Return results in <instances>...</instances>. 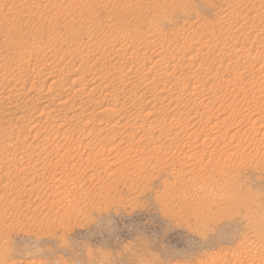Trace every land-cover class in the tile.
<instances>
[{"label": "rangeland", "instance_id": "1", "mask_svg": "<svg viewBox=\"0 0 264 264\" xmlns=\"http://www.w3.org/2000/svg\"><path fill=\"white\" fill-rule=\"evenodd\" d=\"M228 17L234 24L230 29L222 23ZM244 22L255 30L241 48L226 34ZM245 37L240 36V40ZM110 38L118 45L127 44L124 54L128 57L142 53L147 57L158 47L159 52H155L166 51L163 62L167 60L170 67L160 78V86L151 89L160 98L167 95L157 102L149 96L134 97L138 88L135 93V88L122 85L129 79L147 83L152 75L135 62L138 68L133 74L124 66V80H113L109 89H101L117 95L125 110L145 106L141 117L129 118L128 123L124 117L123 124L119 123L121 128L113 127L115 131L112 124L121 115L107 121L99 112L101 106L110 107L100 100L104 92L98 89L91 93L93 102L96 99L93 105L88 92L94 83L74 93L76 85L70 80L78 77L84 83L92 76L108 82L110 73L129 65L121 56L108 53L103 58L100 52H88L89 46ZM147 39L148 47H144ZM133 45L138 47L135 52ZM184 46L189 48L181 53L180 47ZM172 48H177L176 52ZM263 54L264 0H0V97L10 89L32 96L28 101L16 96L12 103L0 99V156L6 157V161H0V264H264V98L259 106L249 102L242 109L237 105L236 111L229 114L220 102L200 96L198 89L197 94L192 92L196 87L193 85H203L209 92L227 96L238 93L239 97L244 87H260L264 83ZM189 55L195 61L188 59ZM222 62L224 65H220ZM198 68L204 72H200L201 77L193 74L184 79ZM48 71L58 74L55 82L46 78ZM241 71L244 74L238 75ZM236 74L241 77L232 81L230 77ZM176 75L183 77L176 80ZM18 80L25 81L27 87L34 86L22 89ZM161 85L165 89L159 94ZM182 86L187 94L178 93ZM45 92L51 96L50 105L42 110ZM122 94H132L133 100L125 101ZM173 94L179 101L167 104L165 101L175 98ZM251 95L249 101L254 99ZM249 106L258 109L254 116L261 123L255 121L256 131L252 130L249 115L236 113ZM86 111H93V118ZM220 118L226 122L214 127ZM66 121L71 131L79 122L80 130L54 134L50 125ZM137 124L141 129L136 128ZM101 125L103 130L96 132ZM207 126L213 127L207 130ZM212 135L214 139L209 137ZM75 138L84 143L92 139L93 145L90 149L82 148L81 141L68 145V139ZM58 146L70 149V154L57 159L56 168L41 169V161L35 164L37 155L42 161L55 160L48 151L57 148L62 152ZM72 149L82 155L77 156ZM25 158H30V163Z\"/></svg>", "mask_w": 264, "mask_h": 264}, {"label": "bare ground", "instance_id": "2", "mask_svg": "<svg viewBox=\"0 0 264 264\" xmlns=\"http://www.w3.org/2000/svg\"><path fill=\"white\" fill-rule=\"evenodd\" d=\"M74 4V3H73ZM245 16V15H244ZM235 19V18H234ZM252 19V18H251ZM233 20V19H232ZM232 20H231V18H224V19H222V23H223V25H224V22L227 24V26H229V29H230V27L232 26V25H234L233 24V22H232ZM244 21V20H243ZM247 21V20H246ZM237 22V21H236ZM238 23V22H237ZM249 23H252V21L251 22H249ZM248 23V24H249ZM240 25L237 27V29L236 30H240L238 33L236 32V30L234 29L233 30V32H231L230 34H226L227 36V38L228 37H231V39H233L234 40V45H236V44H239L238 46L239 47H244V44L245 43H247L251 38L249 37L253 32H254V30H255V26H254V24H253V26L255 27H253L252 26V24H249V25H247L246 24V22H244V23H239ZM218 25V24H217ZM235 25H236V23H235ZM234 28V27H233ZM245 31H248L247 33L245 32ZM262 31V30H261ZM222 32V31H221ZM230 32V31H229ZM245 32V33H244ZM223 33V32H222ZM228 33V32H227ZM242 33H244V34H242ZM258 33V32H257ZM257 33H255V34H257ZM254 34V35H255ZM253 35V34H252ZM240 36H242V38H243V36H246L244 39H242V40H240ZM210 37V36H209ZM248 37L250 38L249 40H248ZM257 37V36H256ZM225 38V37H224ZM223 38V39H224ZM124 39V38H123ZM123 39H121V40H123ZM126 39V38H125ZM255 39V38H254ZM254 39H252V40H254ZM108 40V39H107ZM221 40V39H220ZM229 40V39H228ZM239 40V41H238ZM260 40V39H259ZM93 41V40H92ZM104 41V40H103ZM118 41V40H117ZM146 42L144 43L145 44V46L144 47H146V45H147V47H148V39L147 40H145ZM230 41V40H229ZM247 41V42H246ZM121 42V41H120ZM253 42V41H252ZM143 43H141V44H143ZM157 43V42H156ZM187 43V42H186ZM192 43V42H191ZM231 43H232V41H231ZM231 43H229V44H231ZM251 43V42H250ZM123 44V43H122ZM126 44V43H125ZM124 44V46H126ZM143 44V45H144ZM160 44V43H159ZM188 44H190V43H188ZM217 45H218V42L216 43ZM92 45H93V43H92ZM119 45H121V43L119 44ZM118 45V43H116V40H114V42H112V40H111V38H110V40H108V41H105L104 43H98V44H96L95 46H89V47H91V48H89L88 46V48H89V51L88 52H100L99 53V55H101V57H105L106 56V54H111V56L114 54L115 56H121L120 58L123 60V63L125 64L126 62H127V64L129 63V65H123V66H119L120 67V70L119 69H115L114 67H112V68H114L116 71L115 72H112V73H110V79L109 80H107L108 82H104V81H99V78H95V77H92V76H90L91 78L90 79H88V80H86L84 83H81L80 82V80L78 79V77H76V78H74V79H70V80H72V81H74L73 83H75V85H76V87H75V90H74V93H77V92H81L84 88H86V86H88L89 84H92V83H94V84H92L93 86H91L90 87V90H89V92L88 93H90V100H92V102H93V98H92V96H91V93L93 92V91H95V90H98V89H105V90H107V89H109V87L111 86V81H113V80H117V79H120V81H123L124 79L122 78V68H123V70L126 68H128V70L130 71V69H131V72L133 71V69H134V71H136L135 69H137L135 66H134V62H135V64H139V65H141V67L142 66H144V67H142L143 69H145V71H146V73H147V75L148 74H150V73H152V75L151 76H147L148 77V81H147V83L145 82V83H141V82H135V81H126V83H124V84H122V85H124V86H127V88H128V86H129V88L131 87V88H135V93H136V89L138 88V94H131L132 96H136V97H140V98H145L146 96H149V99L150 100H154V102H157L158 100H161V98H162V100H163V98L165 97V96H167V95H165V96H163V97H161L160 98V96L161 95H159V96H157V94L156 93H152V90L151 89H154V88H156V86H160V78L162 77V76H164V75H166L167 74V72L170 70V67L168 66V65H166V61H164L163 62V59L164 58H166V57H164V55H165V53H166V51H164L163 53H156L155 52V50L157 51L158 50V47H156L153 51L154 52H152L149 56H147V57H145V56H142V54L140 55V56H138V57H135V56H133V55H129L130 57H128V56H126L125 54H124V52L126 51L125 49H124V46L123 45H121V46H119ZM142 45V46H143ZM186 45V44H185ZM211 45H213V44H211ZM210 45V46H211ZM217 45H216V47H217ZM251 45V44H250ZM123 46V47H122ZM154 46H156V44L154 45ZM157 46H158V44H157ZM169 46V45H168ZM192 46V45H191ZM229 46V45H228ZM231 46V45H230ZM237 46V49L239 48ZM133 47V50H134V52H135V49H136V51H137V46H135V45H133L132 46ZM131 47V48H132ZM160 47V46H159ZM170 47V46H169ZM202 47V46H201ZM213 49L212 50H214V48H215V45H213V46H211ZM220 47V46H219ZM223 47V46H222ZM98 48H100L99 50H98ZM164 48V47H163ZM185 48H189V47H180V52L182 53V50H184ZM225 48V47H224ZM227 48V47H226ZM236 47H234V49H235ZM146 49V48H145ZM153 49V48H152ZM173 49V48H172ZM177 49V48H176ZM176 49L174 50L175 52H176ZM209 49V48H208ZM211 49V48H210ZM196 50H198V49H196ZM221 50V49H220ZM222 50H224V54H226V52L227 51H225L226 49H223L222 48ZM140 51V50H139ZM152 51V50H151ZM187 51V50H186ZM207 53L206 54H208V51L207 50H205ZM204 51V52H205ZM217 51H219V49L217 50ZM229 51V50H228ZM234 52H236L235 50H233ZM133 52V51H132ZM132 52H131V54H132ZM158 52H159V50H158ZM161 52V51H160ZM175 52H173V53H175ZM238 52V51H237ZM236 52V53H237ZM255 52V51H254ZM253 52V53H254ZM257 52V51H256ZM258 52H259V50H258ZM181 53H179V54H181ZM196 53H197V51H196ZM200 53H201V51H200ZM219 53V52H218ZM230 52H228V54H229ZM260 53V52H259ZM87 54V53H86ZM96 54V53H95ZM167 54V53H166ZM172 54V53H171ZM171 54L169 55L170 57H171ZM178 54V56H179V58H178V56H177V58H178V60L180 59V55ZM193 54L196 56V54H195V52H193ZM220 54V53H219ZM218 54V55H219ZM223 54V53H222ZM231 54H233L232 52H231ZM239 54V53H238ZM257 54V53H256ZM113 55V56H114ZM168 55V54H167ZM173 55V54H172ZM176 55V54H175ZM213 55H217L216 53L215 54H213ZM237 55V54H236ZM235 55V56H236ZM259 55V54H258ZM257 55V57H259L260 58V56L262 55H260V56H258ZM264 55V54H263ZM185 56V55H184ZM188 56V55H187ZM189 56H191V55H189ZM220 56H221V54H220ZM232 56V55H231ZM238 56V55H237ZM252 56V55H251ZM103 57V58H104ZM175 57V56H174ZM193 56H191V57H187L188 59H190V58H192ZM204 57V56H203ZM225 57V56H224ZM229 57V56H228ZM233 57H234V54H233ZM256 57V56H255ZM97 58H100V57H97ZM173 57H171V59H172ZM176 58V57H175ZM182 58V57H181ZM217 58H218V56H217ZM223 58V56L221 57V59ZM253 58V57H252ZM96 59V58H95ZM119 59V58H118ZM171 59H168V61L169 60H171ZM193 59V58H192ZM196 59V58H195ZM217 60V59H215V60H217V61H222V60ZM223 59H225V58H223ZM228 59V58H227ZM226 59V60H227ZM232 59V58H231ZM174 60V59H173ZM177 60V59H176ZM175 60V61H176ZM182 60H183V58H182ZM185 60H186V58H185ZM184 60V61H185ZM93 61H95V60H93ZM180 61V60H179ZM179 61H177V63H179ZM190 61V60H189ZM193 61H195L194 59H193ZM228 61H230V60H228ZM250 61V60H249ZM256 61H257V59H256ZM170 62V61H169ZM227 62V61H226ZM233 62V61H232ZM237 62V61H236ZM248 62V61H247ZM251 62V61H250ZM131 63H133V65L131 64ZM174 63V62H173ZM176 63V62H175ZM181 64H182V62H180ZM188 63V62H187ZM192 63V62H191ZM224 62H222V64H220V65H224L223 64ZM229 63H231V62H229ZM234 63V62H233ZM254 63V62H253ZM262 63V62H261ZM122 64V63H121ZM131 64V65H130ZM194 64H195V62H194ZM199 65H200V63H198ZM198 64H196L197 66H198ZM218 64V63H217ZM226 64V63H225ZM232 64V63H231ZM235 64V63H234ZM233 64V65H234ZM250 64H252V62L250 63ZM255 64V63H254ZM260 64V63H259ZM32 65V64H31ZM42 65V64H41ZM172 65V64H171ZM177 65V64H176ZM179 65V64H178ZM227 65V64H226ZM44 66V65H43ZM94 66V65H93ZM108 66V65H107ZM124 66H127V67H125L124 68ZM138 66V65H137ZM183 66V65H182ZM188 66V65H187ZM193 66V65H192ZM251 66V65H250ZM260 66V65H259ZM33 67H34V65H33ZM33 67L31 66V68L33 69ZM92 67V66H91ZM140 67V66H139ZM179 67H181V65L179 66ZM178 67V68H179ZM194 67V66H193ZM203 67V66H202ZM225 67V66H224ZM228 67V66H227ZM80 68V67H79ZM100 68V67H99ZM117 68V67H116ZM174 68V67H173ZM175 68H176V66H175ZM184 68H186V67H184ZM212 68V67H211ZM215 68H217V67H215ZM230 68H231V66H230ZM242 68V67H241ZM256 68H259V67H256ZM260 68H261V66H260ZM46 69V71H47V68H45ZM54 69V68H53ZM96 69V68H95ZM97 69H98V67H97ZM190 69V68H189ZM194 69V68H193ZM219 69V68H218ZM225 69H228V68H225ZM234 69V68H233ZM262 69V68H261ZM101 70V69H100ZM142 70V69H141ZM172 70V69H171ZM207 70V69H206ZM205 70V71H206ZM236 70H238V68H236ZM235 70V71H236ZM247 70H248V68H247ZM249 70H251V69H249ZM253 70V69H252ZM254 70H256V69H254ZM258 70L259 69H257V73H258ZM37 71V70H36ZM42 70H40V72H41ZM60 71V70H59ZM175 71V70H174ZM173 71V72H174ZM192 71V70H191ZM216 71V70H215ZM228 71V70H227ZM239 71V70H238ZM37 72H39V71H37ZM93 72V71H92ZM105 72V71H104ZM172 72V73H173ZM200 72H202V69L201 68H198L196 71H194V72H192V74L191 75H188V74H186L185 76H184V79L186 80V78H191L192 76H193V74L196 76H194L195 78H198L200 75ZM213 72V71H212ZM211 72V73H212ZM217 72V71H216ZM224 72V71H223ZM230 72V71H229ZM243 71H241V73H237L238 75H240V74H244V73H242ZM245 72V71H244ZM247 72V71H246ZM249 72V71H248ZM264 72V71H263ZM261 73V74H264V73ZM202 73H204V72H202ZM224 73H226V72H224ZM223 73V74H224ZM232 73V72H231ZM230 73V74H231ZM236 73V72H235ZM255 73V72H254ZM132 74H133V72H132ZM180 74V73H179ZM178 74V75H179ZM219 74H220V72H219ZM218 74V75H219ZM236 74V75H237ZM259 74V73H258ZM257 74V75H258ZM260 74V75H261ZM46 78H49L52 82H55V77L56 76H58V74L56 75V72L55 71H48V72H46ZM93 75V74H92ZM199 75V76H198ZM215 75V74H214ZM221 75V74H220ZM235 76V77H233V79L230 77V79L232 80V81H236V80H239V77H241V76ZM249 75V74H248ZM253 75V74H252ZM256 75V76H257ZM61 76V75H60ZM94 76V75H93ZM126 77V76H125ZM176 77H177V75H176ZM182 78L183 76L181 75V76H179V77H177L176 78V80H178L179 78ZM201 77V76H200ZM226 77V76H225ZM80 78V77H79ZM163 78V77H162ZM180 78V79H181ZM209 78H211V77H209ZM215 78V77H214ZM219 78V77H218ZM248 78V77H247ZM246 78V79H247ZM257 78V77H256ZM81 79V78H80ZM145 79V78H144ZM244 79V78H243ZM26 80V79H25ZM193 80H194V78H193ZM199 80V79H198ZM19 81V80H18ZM27 81V80H26ZM71 81V82H72ZM83 81V80H82ZM119 81V80H118ZM118 81H116V82H118ZM170 81V80H169ZM183 81V80H182ZM255 81H257V80H255ZM20 82V87L22 88V89H24V87L26 86V82L25 81H19ZM33 83H34V81H32ZM51 82V83H52ZM168 82V81H167ZM176 81H174V83H175ZM178 82V81H177ZM176 82V83H177ZM189 82V81H188ZM193 82V81H192ZM197 82V81H196ZM226 82V81H225ZM262 82H264V81H262ZM70 83V82H69ZM120 83V82H119ZM72 84V83H71ZM162 84H165V83H162ZM172 84V83H171ZM242 84V83H241ZM253 84V83H252ZM255 84V83H254ZM264 84V83H263ZM262 84V85H263ZM32 85V86H31ZM29 87H27V88H29L28 90H30L34 85L33 84H31ZM51 85H53V84H51ZM121 85V86H122ZM239 85V84H238ZM260 85V84H259ZM262 85L260 86V87H257V88H255V86H251V87H247V88H245L244 87V89L242 90L241 88V90L242 91H240L239 93V97H238V93H236L235 95H233L232 96V94H231V96H227V95H225V93H224V95H222V94H217L216 92H213V91H210L209 92V90H206V88H204V86L203 85H200V86H197V85H193V87H195L194 89H195V92H194V90H192V92H193V94L195 93V94H197L196 93V90H197V92L199 93V95L201 94L202 96L204 95V96H208L207 98H208V100L209 99H212V100H214V101H217V102H220L221 104H223L224 105V108L223 109H226V110H228L229 111V114L230 113H233V112H235L236 111V107H237V105L240 107V108H242L243 109V107L244 106H246V105H248L249 104V102H253L255 105H257L259 102H261L262 101V99L264 98V93H261V92H259V90H261V91H263L264 90V86L262 87ZM41 86V85H40ZM58 86V85H57ZM162 86V88H161V90H160V92H158L159 94H161L162 92H164V89H165V87H163V85H161ZM165 86V85H164ZM173 86V85H172ZM250 86V85H249ZM257 86V85H256ZM50 87V86H49ZM70 87H74V86H71L70 85ZM69 87V88H70ZM123 87V86H122ZM137 87V88H136ZM192 87V88H193ZM209 87V86H208ZM208 87H207V89H208ZM126 88V89H127ZM160 88V87H159ZM168 88V87H167ZM176 88V87H175ZM181 88V90L178 92V93H185V87L184 86H182V87H180ZM188 88V87H187ZM191 88V89H192ZM234 88V87H233ZM89 89V88H88ZM120 89V88H119ZM123 89H125L124 87H123ZM122 89V90H123ZM179 89V88H178ZM177 88H176V90H178ZM210 89V88H209ZM101 90V91H102ZM129 90V89H128ZM188 90H190V88H188ZM236 90V89H235ZM238 90H239V88H238ZM2 91V90H1ZM64 91H65V89H64ZM67 91V90H66ZM124 91V90H123ZM154 91V90H153ZM172 91V89L170 90V92ZM3 92V91H2ZM30 92V91H29ZM49 92V91H48ZM102 92H104V91H102ZM130 92V91H129ZM190 92H191V90H190ZM256 92H258L257 94H256ZM47 92H45L44 93V95L42 96V99H43V107H42V110H44V108H46L47 109V107L50 105V100H49V96L50 95H47V94H49V93H47ZM51 93V92H50ZM101 93V92H100ZM166 93H168V92H166ZM165 93V94H166ZM178 93H177V95H178ZM180 93V94H181ZM164 94V93H163ZM168 94H170V93H168ZM176 94V93H175ZM175 94H173L174 96H175V98H170V100H168V102L167 101H165L167 104L168 103H170V102H172V101H179L178 99H177V95H175ZM179 94V97L181 96ZM185 94H187V93H185ZM193 94H190V95H193ZM210 94V95H209ZM250 94H252L251 95V97H254V99H252L251 101H249V99H247V97H248V95L250 96ZM46 95V96H45ZM73 95V94H72ZM77 95V94H76ZM83 95V94H82ZM82 95H81V97H82ZM102 96H101V99L100 100H102L103 102H105V101H107L106 103L107 104H109L110 105V107L109 106H106V107H102L101 106V108L102 109H99L100 111L99 112H101V113H103V114H105V116L108 118L107 119V121H110V119L112 118V117H114V116H118L119 114L121 115L119 118H118V120H114V123L112 124V128L111 129H113L114 131L116 130V129H114L113 127H116V128H121V124H119L120 122H121V120L123 119L124 120V122L125 123H128L129 121H130V119L129 118H134V117H141V113L143 112V110L145 109V106H144V104H143V106H140L141 107V109H139V107H138V109L137 110H125V109H123V107H125V106H123V104H121L120 103V98L117 96V95H112L111 94V92H110V90L107 92H104V93H102L101 94ZM131 95L129 96V95H124V94H122V98L125 100V101H127V100H130L131 99ZM184 95V94H183ZM188 95H189V91H188ZM200 95V96H201ZM229 95V94H228ZM18 97V96H20L21 98H22V101H24V100H26V101H28L31 97L30 96H28V92L24 95V93H22V91L21 90H19L18 92H16L15 93V90H12V89H10L8 92H7V95H4L3 96V98H1L0 97V99H3L4 101H6V102H9V101H11V103H12V100H13V98H15V97ZM84 96H86V95H84ZM99 96V95H98ZM187 96V95H186ZM185 95H184V97H186ZM29 97V98H28ZM51 97V96H50ZM87 97V96H86ZM192 97V96H191ZM195 98H197L196 100L197 101H199L200 100V98H199V96L197 95V97L196 96H194ZM250 97V98H251ZM54 98V97H53ZM206 98V99H207ZM249 98V97H248ZM35 99V98H34ZM38 99V98H37ZM36 99V100H37ZM78 99V98H77ZM89 99V98H88ZM97 99H99V98H97ZM202 99V98H201ZM19 100H21V99H19ZM35 100V101H36ZM68 100V99H67ZM72 100V99H71ZM81 100H83V98H81ZM80 100V101H81ZM96 100V99H95ZM95 100H94V102H93V105H94V103H95ZM123 100V101H124ZM131 100H133V99H131ZM143 100V99H142ZM149 100V101H150ZM203 100H205L204 98H203ZM84 101V100H83ZM99 101V100H98ZM147 101H148V99H147ZM196 101V102H197ZM206 101V100H205ZM209 101H211V100H209ZM34 102V101H33ZM52 102V101H51ZM146 102V101H145ZM154 102L153 103H151L152 105L154 104ZM161 102V101H160ZM162 102H164V101H162ZM195 102V103H196ZM213 102V101H212ZM3 103V102H2ZM55 103V102H54ZM63 103H64V101H63ZM68 103V102H67ZM80 103H82V102H80ZM102 103V102H101ZM165 103V104H166ZM173 103V102H172ZM176 104H177V102H175ZM174 103V104H175ZM179 103V102H178ZM187 103V102H186ZM199 103H201V101H199ZM210 103V102H209ZM262 103V102H261ZM1 104V103H0ZM58 104V103H57ZM73 104V103H72ZM98 104V103H97ZM125 104V103H124ZM156 104V103H155ZM204 104H206V103H204ZM207 104H208V102H207ZM235 104V105H234ZM8 105V104H7ZM13 105H15V103L13 104ZM52 105H54V104H52ZM56 105V104H55ZM60 105H61V103H60ZM59 105V106H60ZM81 105V104H80ZM83 105V104H82ZM96 105V104H95ZM142 105V104H141ZM162 105V104H161ZM199 105V104H198ZM261 105V104H260ZM264 105V104H263ZM12 106V105H11ZM111 106H113V107H111ZM123 106V107H122ZM154 106V105H153ZM159 106V105H158ZM195 106V105H194ZM201 106V105H200ZM205 106V105H204ZM212 106V105H211ZM257 106H259V105H257ZM262 106V105H261ZM72 106L71 105H69L68 106V109H72L71 108ZM135 107V106H134ZM160 107V106H159ZM177 107V106H176ZM190 107V106H189ZM193 107V106H192ZM191 107V108H192ZM197 107V106H196ZM209 107V106H208ZM247 107V106H246ZM10 108H12V107H10ZM56 108V107H55ZM57 108H59V107H57ZM73 108H75V107H73ZM126 108V107H125ZM157 108V107H156ZM175 108V107H174ZM205 108H207V107H205ZM210 108V107H209ZM251 107L249 106V108H247V109H245L244 108V110L243 111H241V112H239V110H237V112L236 113H241V114H243V115H249V117H248V119H249V121H252L251 122V127H252V130H254V131H256V126L254 127V124L256 123L255 121L258 119L259 120V118L257 117V119H255L256 118V116H254L257 112H256V110L258 111V109H257V107L256 108H253V109H250ZM14 109L15 108H13L12 110L14 111ZM66 109H67V107H66ZM214 109V108H213ZM216 109V108H215ZM221 109V108H220ZM11 110V109H10ZM9 110V111H10ZM11 110V111H12ZM16 110V109H15ZM50 110V109H49ZM52 110V109H51ZM83 110V109H82ZM82 110H80V113H82L81 111ZM92 110V109H91ZM98 110V109H97ZM177 110V109H176ZM260 110V109H259ZM69 111H71V110H69ZM148 111V110H147ZM146 111V112H147ZM220 111V110H219ZM264 111V110H263ZM145 112V113H146ZM149 112V111H148ZM152 112V111H151ZM156 112V111H155ZM174 112V111H173ZM185 112V111H184ZM191 112V111H190ZM221 112V111H220ZM15 113V112H14ZM40 113V112H39ZM41 113H43V112H41ZM86 113H87V111H86ZM150 113V112H149ZM148 113V114H149ZM153 113H154V111H153ZM157 113V112H156ZM175 113V112H174ZM192 113V112H191ZM47 114V113H46ZM87 114H89L90 115V117H92L93 116V111H91V112H89V113H87ZM125 115V114H127L126 116H122V115ZM148 114H146V115H148ZM200 114V113H199ZM202 114V113H201ZM206 114V113H205ZM220 114V113H219ZM258 114V113H257ZM263 114V113H262ZM261 114V116H264V115H262ZM44 115V114H43ZM60 115H61V113H60ZM77 115V114H76ZM81 115V114H80ZM144 115V114H143ZM156 115V114H155ZM197 115V114H196ZM216 115H218V112H217V114ZM216 115L214 116V118H217L216 117ZM239 115V114H238ZM245 115V116H246ZM40 116V115H39ZM75 116V115H74ZM145 116V115H144ZM228 116V115H227ZM254 116V119L252 118ZM76 117V116H75ZM90 117H88V118H90ZM143 117V116H142ZM171 117V116H170ZM191 117V116H190ZM210 117V116H209ZM209 117H206V118H209ZM243 117V116H242ZM247 117V116H246ZM260 117V116H259ZM88 118H86V119H88ZM93 118V117H92ZM143 118H146V117H143ZM175 118H176V116H175ZM200 118V117H199ZM198 118V119H199ZM205 118V119H206ZM211 118V117H210ZM230 118H231V116H230ZM262 118V117H261ZM81 119V118H80ZM91 119V118H90ZM89 119V120H90ZM113 119V118H112ZM171 119H172V117H171ZM177 119V118H176ZM175 119V120H176ZM197 119V120H198ZM248 119H247V121H248ZM65 120V119H64ZM101 120V119H100ZM173 120V119H172ZM210 120V119H209ZM219 120V119H218ZM226 119L225 118H220V121H217L216 123H214V127L215 126H221L222 124H224L226 121H225ZM239 120V119H238ZM85 121L86 120H84L83 122H82V124L83 125H85ZM106 121V123H108ZM163 121H165L164 120V118H163ZM162 121V122H163ZM208 120H206V122L205 123H207L208 124V122H207ZM262 121H264V120H262ZM67 122V121H66ZM99 122H101V121H99ZM161 122V123H162ZM168 122H170L169 120H168ZM199 122V121H198ZM204 122V121H203ZM235 122V121H234ZM238 122H241V120L240 121H238ZM258 122H260L261 123V121L259 120ZM69 122H67V124H63V123H55V125H50L52 128L54 127V134H58V133H61V135H62V133H65V132H69V131H71V130H69L68 128L71 126V124L69 123ZM78 123L79 122H77V124L75 123L74 125H73V130L75 129V131L77 130V129H79V126L81 127V124H79L78 125ZM80 123H81V120H80ZM87 123V122H86ZM88 123H89V121H88ZM105 123V122H104ZM122 123V122H121ZM131 123V122H130ZM245 123H246V121H245ZM98 124V123H97ZM100 124V123H99ZM102 124V123H101ZM123 124V123H122ZM135 124V123H134ZM142 124V123H141ZM141 124L140 125H138L136 128L139 130V129H141ZM164 124H166L165 122H164ZM170 124V123H169ZM206 124V125H207ZM235 124V123H234ZM257 124V123H256ZM107 124H105V125H103V126H106ZM167 125V124H166ZM171 125V124H170ZM176 125V124H175ZM189 125V124H188ZM193 125V124H192ZM209 125V124H208ZM260 125H263V124H260ZM102 125H101V127L98 129H96L95 131L96 132H98L97 130H103V127ZM131 126V125H130ZM153 127H154V125H152ZM156 126V125H155ZM167 126H169V125H167ZM213 126H210L209 128H208V126H207V130H209V129H212V127ZM234 126V125H233ZM247 126H248V124H247ZM246 126V127H247ZM62 127H65V129H63V130H61L62 132H60L59 130L62 128ZM123 127V126H122ZM161 127V126H160ZM184 126H182V128H183ZM188 127V126H187ZM203 126H201V128H202ZM205 127V126H204ZM203 127V128H204ZM263 127H264V125H263ZM72 128V127H71ZM106 128V127H105ZM108 128V127H107ZM135 128V129H136ZM159 128V127H158ZM168 128V127H167ZM180 128V127H179ZM190 128V127H189ZM241 128V127H240ZM247 128H250V126H248ZM110 129V128H109ZM155 129V128H154ZM161 129V128H160ZM185 129V128H184ZM206 129V128H205ZM215 129V128H214ZM245 129V128H244ZM73 130L71 131V132H73ZM80 130V129H79ZM78 130V131H79ZM133 130V129H132ZM157 130V129H156ZM251 130V129H250ZM74 131V132H75ZM105 131V130H104ZM150 131V130H149ZM211 131V130H210ZM236 131H237V128H236ZM50 132V131H49ZM107 132V131H106ZM117 132V131H116ZM115 132V133H116ZM164 132V131H163ZM197 132V131H196ZM240 132V131H239ZM263 133H264V130L262 131ZM87 133V132H86ZM149 133V132H148ZM165 133V132H164ZM178 133V132H177ZM185 133H186V131H185ZM192 133V132H191ZM194 133V132H193ZM192 133V134H193ZM70 134H72V133H70ZM88 134V133H87ZM98 134V133H97ZM129 134V133H128ZM136 134V133H135ZM175 134V133H174ZM188 134H189V132H188ZM192 134H191V136H192ZM233 134H235V130H234V132H233ZM243 134V133H242ZM1 135V134H0ZM126 135V134H125ZM134 135V134H133ZM173 135V134H172ZM186 135V134H185ZM190 135V134H189ZM231 135V134H230ZM49 136V135H48ZM59 136V135H58ZM57 136V137H58ZM132 136V135H131ZM163 135H161V137H162ZM177 136V135H176ZM213 136V135H212ZM220 136V135H219ZM53 137H55L54 135H53ZM61 137V136H60ZM71 137V136H70ZM104 137V136H103ZM128 137V136H127ZM130 137V136H129ZM138 137V136H137ZM158 137H160V136H158ZM186 137V136H185ZM197 137V136H196ZM210 138H212V139H214V136L213 137H211V136H209ZM234 137V136H233ZM262 137V136H261ZM48 138V137H47ZM65 138V137H64ZM74 138V137H73ZM105 138H107V137H105ZM171 138H173V137H171ZM191 138V137H190ZM193 138V137H192ZM191 138V139H192ZM205 138H207V137H205ZM221 138V137H220ZM71 140H72V138H70ZM70 139H68V145H74V144H77V143H79L80 141L83 143H81L82 145H83V147L82 148H86V146L88 147L89 146V149L91 148V146L93 145V143H92V139L91 140H88L87 142H83L82 140H79V142H77V138H75V139H73V140H75V141H71ZM77 139V140H76ZM80 139V138H79ZM151 139V138H150ZM208 139V138H207ZM206 139V140H207ZM231 138H229V140H230ZM1 140V139H0ZM52 140H53V138H52ZM51 140V141H52ZM57 140V139H56ZM70 140V141H69ZM97 140V139H96ZM145 140V139H144ZM180 140V139H179ZM189 140V139H188ZM232 140V139H231ZM104 141V140H103ZM169 141V140H168ZM172 141V140H171ZM192 141V140H191ZM212 141V140H211ZM214 141H218L217 139L216 140H214ZM1 142V141H0ZM101 142V141H100ZM207 142H209L210 143V141L208 140ZM213 142V141H212ZM211 142V143H212ZM216 142H214V143H216ZM116 143V142H115ZM186 143V142H185ZM2 144V143H1ZM51 144V143H50ZM80 144V145H81ZM218 144V143H217ZM100 145V144H99ZM137 145V144H136ZM169 145H171L170 144V142H169ZM186 145H188V144H186ZM55 146H57V145H55ZM135 146V145H134ZM195 146V145H194ZM33 147V146H32ZM76 148L78 147V146H75ZM154 147V146H153ZM58 148H61V146L59 147L58 146ZM75 148V149H76ZM81 148V147H80ZM81 148V149H82ZM111 148V147H110ZM136 148V147H135ZM134 148V149H135ZM170 148V147H169ZM181 148V147H180ZM42 149V148H41ZM62 149V148H61ZM97 149V148H96ZM101 149V148H100ZM63 150V149H62ZM70 150V149H69ZM69 150H67V149H64L62 152H60L57 148H53V149H51L50 151H48L49 153H52L53 154V156H54V158H55V160H50V158L48 159V160H45V161H42V159L43 158H41L40 157V155H37V157H35V159L33 160L34 162H35V164H38L40 161H41V163L39 164L40 166H41V169H43V167H47V166H51L52 168H56L57 166V163L59 162V161H56L57 159H61L62 157H64L66 154H70V152H69ZM73 151H75L74 149H72ZM76 150H78V149H76ZM140 150V149H139ZM159 150V149H158ZM176 150V149H175ZM80 151V150H79ZM76 152V155L77 156H80V155H82V153H79L78 151H75ZM74 152V153H75ZM79 154H78V153ZM102 152H103V149H102ZM180 152V151H179ZM184 152H185V150H184ZM15 153V152H14ZM98 153V152H97ZM199 153V152H198ZM1 154V153H0ZM38 154V153H37ZM133 154V153H132ZM148 154V153H147ZM182 154V153H181ZM3 155V154H2ZM95 155V154H94ZM156 155V154H155ZM71 156V155H70ZM152 156V155H151ZM184 156V155H183ZM186 156V155H185ZM187 156H191V155H187ZM194 156V155H193ZM202 156V155H201ZM23 157V156H22ZM26 157V156H25ZM66 157V156H65ZM72 157V156H71ZM94 157V156H93ZM150 157V156H149ZM17 158V157H16ZM21 158V157H20ZM41 158V159H40ZM47 158V157H46ZM53 158V157H52ZM53 158V159H54ZM70 158V157H69ZM28 160L27 162H29L30 161V158H25V160ZM32 159V158H31ZM209 159V158H208ZM20 160V159H19ZM0 161H6V157H4V156H0ZM61 162V161H60ZM30 163V162H29ZM111 163H113V162H111ZM117 163V162H116ZM2 164H3V162H2ZM1 164V165H2ZM114 164V163H113ZM4 166H5V164H4ZM35 166V165H34ZM39 166V167H40ZM119 166V165H118ZM133 166V165H132ZM16 168H17V166H16ZM18 168H20V167H18ZM26 168V166H23L22 167V170H24V169ZM35 168V167H34ZM51 168V169H52ZM0 169H1V167H0ZM21 169V168H20ZM19 169V170H20ZM31 169V168H30ZM30 169H29V171H30ZM35 169H37V168H35ZM35 169H34V172H35ZM46 169V168H45ZM9 171H11L10 169H8ZM15 170V169H14ZM13 170V171H14ZM2 171H4V170H2ZM1 171V172H2ZM7 171V170H6ZM9 171H8V174H9ZM16 171V170H15ZM40 171V170H39ZM53 171H56L55 169L53 170ZM18 172V171H17ZM24 172V171H23ZM25 172H27V171H25ZM38 172V171H37ZM3 173H6L5 171L3 172ZM14 173V172H13ZM55 173V172H54ZM54 173H52V174H54ZM58 173V172H57ZM57 173H55V174H57ZM37 174V173H36ZM60 174H61V172H60ZM60 174H58V175H60ZM3 175V174H2ZM6 176H7V173L5 174ZM16 175V174H15ZM20 175V174H19ZM34 175V174H33ZM52 176V175H51ZM55 176H57V175H55ZM94 176V175H93ZM1 177V176H0ZM5 177V176H4ZM60 177V176H59ZM50 178V177H49ZM54 178V177H53ZM55 178H58V177H55ZM62 178V177H61ZM7 178L5 177V179L4 180H6ZM63 179V178H62ZM9 181V180H8ZM7 180L5 181L6 182V185H7V182H8ZM27 181V180H26ZM31 181V180H30ZM1 182V181H0ZM53 182V181H52ZM4 183V182H3ZM68 183V182H67ZM5 184V183H4ZM61 184V183H60ZM2 185V184H1ZM9 185V184H8ZM7 185V187H9ZM74 185V184H73ZM72 185V186H73ZM3 187H5V186H3ZM0 189H2V188H0ZM5 189V188H4ZM9 188H7V190H8ZM63 189V188H62ZM1 191H3V190H1ZM5 191V190H4ZM60 191V190H59ZM5 192H7V191H5ZM2 193H4V192H2ZM58 195V194H57ZM65 195H67V194H65ZM1 196H3V195H1ZM6 196H7V194H6ZM5 196V197H6ZM9 196V195H8ZM68 196V195H67ZM32 202V201H31ZM261 257V256H260ZM264 260V259H263ZM262 261V260H261ZM252 262V261H251ZM260 263V262H259ZM262 264V263H261Z\"/></svg>", "mask_w": 264, "mask_h": 264}]
</instances>
